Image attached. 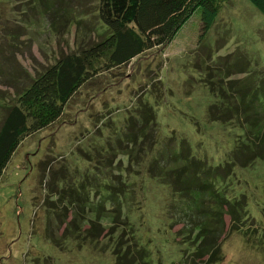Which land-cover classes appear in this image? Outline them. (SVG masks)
Masks as SVG:
<instances>
[{"label":"rangeland","instance_id":"374dc122","mask_svg":"<svg viewBox=\"0 0 264 264\" xmlns=\"http://www.w3.org/2000/svg\"><path fill=\"white\" fill-rule=\"evenodd\" d=\"M96 1L0 0V117L61 52L103 36ZM256 2L264 7V0ZM260 9L252 0H229L201 33L195 8L168 43L97 73L55 121L23 136L0 176V264H115L117 243L134 257L143 248L153 264H264V159L213 184L228 202L243 196L238 230L227 231L228 216L213 211L208 193L193 201L168 185L198 163L191 157L187 169L174 156L177 143L188 144L212 171L242 133L235 122L206 120L216 98L205 80L244 76L233 67L240 58L264 75ZM138 105L150 111L146 125ZM63 192H72L69 203ZM76 212L85 218L83 227H104L96 239L67 236L59 246L45 239L46 227L62 234ZM212 213L218 228L202 236L212 240V250L218 248V259L204 263L206 254H195L202 238H196L202 227L197 224L210 221Z\"/></svg>","mask_w":264,"mask_h":264},{"label":"trees","instance_id":"16d2710c","mask_svg":"<svg viewBox=\"0 0 264 264\" xmlns=\"http://www.w3.org/2000/svg\"><path fill=\"white\" fill-rule=\"evenodd\" d=\"M228 1L97 0L96 16L104 31L103 36L76 50L61 52L53 62L36 73L4 107L0 117V176L20 139L55 121L67 100L83 83L92 79L97 73L127 64L132 58L150 48L168 43L197 7L200 10L201 33L206 32L211 17L217 13L221 4ZM252 3L260 7L264 14L263 6L256 0H252ZM248 64L249 60L243 61V58L233 64V67H239L238 73L244 74L240 78L213 82L207 77L205 80L208 90L216 98L206 108V120L220 123L235 122L242 132L235 138L227 154V160L222 166H215L212 171L209 170L210 168L205 170L204 166L207 165L204 159L191 155L188 144L187 147H182L177 143L175 146L176 149L179 147V151L175 150L174 156H178L187 169H190L191 157L198 163L190 172L191 176L190 173H186L182 178L175 177L168 182L172 192L178 194L188 192L193 197V201L199 199L201 194L208 193V200L214 207L213 211L219 208L228 216L227 231L238 230V224L241 226L244 221L243 196L241 201L236 198L228 202V198L219 194V190L213 185L214 182L229 178L236 168L248 169L254 160L264 159V75L258 76L253 73ZM144 109L145 106L138 105L137 111L146 125L152 119L150 111L146 113ZM175 146L173 145V149ZM171 171L173 170H170L169 176ZM51 178L52 175L50 180ZM55 178L53 177L54 180ZM261 188L264 193V180ZM60 195L62 198L67 197L69 203L72 192L69 194L63 192ZM74 197L76 199L79 196L76 194ZM213 213L209 216L210 221L215 219ZM218 215L217 212V218ZM210 221L206 219L203 224H197L202 227L199 228L196 238L203 234L208 238L212 236L208 232L213 233L218 226L217 222ZM84 224L85 218L80 213H73L71 218L64 222L62 234L56 235L52 227H46L45 239L54 246H59L62 237L69 236L75 239L82 235L84 238L94 240L99 236V232L104 230V227H83ZM210 241L212 242L202 236L197 242L195 254L200 257L206 254L204 263L218 259L216 253L218 248L212 250ZM121 250L119 243L115 244L112 250L115 264H153L143 248L138 252L137 257L127 250L124 252Z\"/></svg>","mask_w":264,"mask_h":264}]
</instances>
